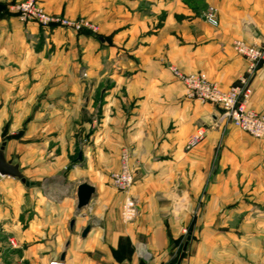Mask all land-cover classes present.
I'll list each match as a JSON object with an SVG mask.
<instances>
[{"label": "crops", "instance_id": "crops-1", "mask_svg": "<svg viewBox=\"0 0 264 264\" xmlns=\"http://www.w3.org/2000/svg\"><path fill=\"white\" fill-rule=\"evenodd\" d=\"M14 1L23 0H0V61L6 63L0 65V106L29 119L26 138L39 120L79 122L78 150L85 157L73 171L87 176L75 193L87 183L95 196L77 211L75 193L56 196L49 188L66 165V144L5 143V159L18 165L29 185L0 176V264H49L57 255L67 264L70 254L69 264H173L185 231L190 239L181 264H264V142L230 128L220 120V107L188 99L169 68L203 72L228 89L245 69L232 42L264 36V0H203L217 11L215 28L202 16L187 17L175 1L157 26L162 0H38L48 13L89 19L99 27L97 37L21 24L9 15ZM181 14L186 18L174 19ZM51 74L57 81H48ZM250 87L248 105L262 111L264 63ZM85 113L96 123L86 122ZM4 114L0 109V118ZM87 124L90 132L82 135ZM199 130L201 140L188 146ZM123 148L130 153V194L137 201L130 223L121 220L122 194L107 172L118 169ZM71 215L78 240L63 252Z\"/></svg>", "mask_w": 264, "mask_h": 264}, {"label": "rangeland", "instance_id": "rangeland-1", "mask_svg": "<svg viewBox=\"0 0 264 264\" xmlns=\"http://www.w3.org/2000/svg\"><path fill=\"white\" fill-rule=\"evenodd\" d=\"M24 1H26V0H23V1H14V2L8 3L9 4L8 6L10 7V8H8V9H10V10H8L9 11V15H11V16L16 15L15 12H14L16 6L17 5H20ZM173 1L179 2V6L181 4V6H183V9H186L187 10V11L184 10V13L185 14L188 13V16L187 17H191L190 15H192L191 18L199 19L202 16L203 19H204V21L210 27L215 28V27L218 26V18H217V11H216V9L214 7H212V6H207L203 2V0H162V2H161L162 8L160 9V12H159V10L158 11L156 10L157 11L156 12L157 13L156 14V19H157L156 20V25L157 26H159V25L162 26V24L165 22L166 17L168 16V14H171L173 12L169 8V4H171V2H173ZM36 2H37V5L42 10V12L45 13V14H47V15H50V16H53V17H59V18H63V19H69V20H72V21H80V22H83L84 23V26H82L79 29V31H73V30H70V29L62 28V27H54V28H47V29H50V30H52V29H54V30L55 29H59L61 31L70 32L72 34H88V35H91V36H94V37H97L98 36L99 27L97 25L93 24L89 19H87L85 17L70 18V17H66V16H63V15H57V14L48 13V12H46L40 6L38 0ZM6 12H7V10L4 11L2 13V15H4ZM209 14H211L212 15V18L215 20V23H216L215 25L209 23V21L204 18V16H207ZM179 17H182V19L186 18L184 15L181 14L180 16H177L176 17L177 19L176 18H174V19L177 20V21H181V19ZM17 21L19 23H21V24H25V23L20 22L18 19H17ZM89 28H91L94 32L91 31V30H89ZM175 40L177 41L176 42L177 44L182 43V38L179 37V36H175ZM235 42H242L243 44L248 45L249 47H251V46H253V47H258V46L264 47V36L262 35L258 39L257 42H253V43L248 42V41H245V40H242V39H236V40H234L232 42L233 52L245 62V69H244V72L242 73V75L238 78V80L234 84H232L230 87H232L234 85H237L240 82V79L243 78V77H245L247 75L246 74L247 60L244 57H242L239 54H237V52L234 50V47L233 46H234V43ZM163 44H164V42H163ZM163 49H168V43H166V44L163 45ZM34 53H35V55H34V57H35V61L34 62L35 63L34 64L39 65L40 57H38V54H36V52H34ZM49 57L50 56H48V58ZM44 63H45V61H44ZM46 63H47V61H46ZM167 63H168L167 57H165L163 55V65L166 66ZM263 63H264V60H262L258 64V66H257V68L255 70V73H256V71L260 68V66ZM55 64L56 63H53L52 62L51 65L53 66ZM0 65L1 66H6V63L4 61H0ZM169 68H175L178 72H180L182 74H187V75L204 74L205 77L210 82H212L213 84H215L217 86V84L214 83L213 81H211L208 78V76L205 73H203V72L183 73L177 67L169 66ZM80 72H81V74H79L78 77L79 78H86V73H84L83 71H80ZM254 74H253V76H254ZM20 76L21 75H19V74L17 75V80L16 81L20 82ZM42 76L41 75H37V76L35 75L34 80H37V79L41 78ZM253 76L249 79L250 96H251V87H250V84H251V80H252ZM4 77H6V76H4ZM57 79H58V76L57 75L51 74V75H49L48 81L53 82V81H57ZM228 89H226V90H228ZM226 90H224V91H226ZM2 92H3V95H4L5 92L4 91H2ZM250 96L248 98L247 105L249 104ZM11 108L12 107L10 105L5 106L3 104V105L0 106V109H2V110L5 111V114L3 115V118L2 117L0 118L1 119L0 120V131H1L0 132V146H1L2 143H4V145H5V143H7V144H12V145H14V146L17 147V145H20V144L26 145L28 143L29 145H33V146L53 148L55 146L57 147L59 145V143H61L63 145L66 144L67 145L66 148L69 147L68 153L66 154V160H67L66 165H65L64 169H62L61 166H60V169H62V170H60L61 171V174H59V177H55L53 179H49V182H50L49 188L52 191H54L55 193H57L56 196H58V195L61 196L62 195L61 193H65L67 195L73 196V194L75 193V184L77 182H79L81 180V178L83 179V177H86L87 176V171H83L81 173L78 172L76 174H74V171H73L74 166L76 164H78V163H81L84 160V157H85L81 153V151L78 150V146H79V142L78 141H79V139L77 140V136H78V131L80 130L79 129V127H80L79 126V122L74 123L71 118L66 119V121H64V122L63 121L56 122L55 120L53 121V119H49V120H39L34 125L35 126V131L33 133V137L26 138V137H24V132L26 130V126L28 125V122H29L28 120L29 119H24V118L23 119H18V118H15V116H13V115L10 114ZM37 108L38 107H35V109H37ZM49 108H50V106L47 107V109H49ZM83 119L86 120V122H88L89 124L96 123V122L92 121L91 118L89 117V114H86V113L83 115ZM225 123L227 125L229 124L231 126L230 128H232L234 130H237V131H239V132H241V133L244 134V132H242L239 129H237L234 126H232L228 121H226ZM64 130H66L65 132H67V134H65V136L63 138L62 137L63 134L61 132H64ZM87 131L90 132V128H89L88 124H87L86 128L83 127V130H82L81 134L83 135L84 132L87 133ZM75 135H76V140H75ZM87 135H88V133H87ZM246 135L252 141L264 142V139H255V138H252L251 136H249L248 134H246ZM74 141H75V143H74ZM87 141H88V138H86L85 140H82L80 142H83L82 144L83 145H86ZM121 150H120V152H121ZM55 156H57V150L55 151L54 154H52V157L51 158L52 159H55L54 158ZM88 157H90V155H88ZM99 162H102V161H99ZM102 164L103 163H101V165ZM117 170H115V171L108 170L107 171V170L104 169V171H107L108 172V177H110V174L111 173L116 172ZM109 180H110V178H109ZM72 220L73 221L75 220V218L73 217V215H71L70 217H68L65 220L66 242H65V246L62 247V249L63 248L64 249L61 250L63 252L66 251L65 250L66 246H69V247L71 246V249H72V243H73V241L78 240V237L75 238V235H77V231H78V228L76 227V225H74V227H72L71 230L69 229V225H70V222ZM19 221H20L21 227L24 228L25 227V222H26V217L25 216L20 217L19 218ZM186 233L187 232L185 231L184 237H187V235H188L189 232L187 233V235H186ZM261 237H264V235H262ZM183 241H184V238L182 239V242ZM19 243H20L19 241L18 242L15 241V244L16 245H19ZM11 245H13V242H12ZM71 249H70L69 253L72 251ZM20 254H21V250H19V255ZM61 256L62 255H60V256L57 255L55 257L56 258L55 261H59L61 264H65L64 261H60L59 260ZM70 258H72V254H70L68 256V260H67L68 262L69 261L71 262V259ZM68 262H67V264H69Z\"/></svg>", "mask_w": 264, "mask_h": 264}, {"label": "built area", "instance_id": "built-area-1", "mask_svg": "<svg viewBox=\"0 0 264 264\" xmlns=\"http://www.w3.org/2000/svg\"><path fill=\"white\" fill-rule=\"evenodd\" d=\"M37 0H26L15 8L17 19L22 23H34L42 28L62 27L79 31L83 22L53 17L42 12ZM209 23L215 25L212 15L204 16ZM89 30L93 31L91 28ZM94 32V31H93ZM234 50L247 60L246 76L240 79L237 85L224 91L210 82L204 74L187 75L178 72L175 68L170 71L181 82L188 99L201 104L219 106L220 120L228 121L232 126L255 139H264V109L257 112L247 105L250 96L249 79L255 73L258 64L264 60V47H249L242 42L234 43ZM202 131H196L189 139L188 146L196 145L202 138ZM129 150L123 148L119 155V167L110 174L112 187L122 194L120 217L123 223L132 222L137 215V201L131 196L130 189L134 182L133 171L129 165ZM49 264H61L59 261H50Z\"/></svg>", "mask_w": 264, "mask_h": 264}, {"label": "water", "instance_id": "water-1", "mask_svg": "<svg viewBox=\"0 0 264 264\" xmlns=\"http://www.w3.org/2000/svg\"><path fill=\"white\" fill-rule=\"evenodd\" d=\"M5 10V6L0 5V12ZM0 176H6L11 177L19 180L24 185L28 186L29 182L24 178L23 174L19 170V167L17 164H13L10 160L7 161L4 156V143L0 146ZM76 210L81 211L85 207L88 206L91 199L95 196V189L87 184V183H80L76 187ZM74 224V221L72 220L70 222L69 227L72 228ZM89 231V227H86L83 231L81 236L84 237L86 233ZM190 239V234L187 235L186 240L182 246L181 252L175 262V264H181V261L183 259L187 243ZM60 260H63V255L61 256Z\"/></svg>", "mask_w": 264, "mask_h": 264}, {"label": "trees", "instance_id": "trees-1", "mask_svg": "<svg viewBox=\"0 0 264 264\" xmlns=\"http://www.w3.org/2000/svg\"><path fill=\"white\" fill-rule=\"evenodd\" d=\"M183 242H185V241H183ZM183 242H182V244H181L180 247H179V251H181V248H182V246H183ZM176 259H177V257H176ZM176 259H175V261H173V264L176 262Z\"/></svg>", "mask_w": 264, "mask_h": 264}]
</instances>
